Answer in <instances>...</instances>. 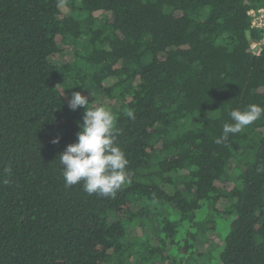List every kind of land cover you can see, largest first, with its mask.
Returning <instances> with one entry per match:
<instances>
[{"label":"trees","instance_id":"trees-1","mask_svg":"<svg viewBox=\"0 0 264 264\" xmlns=\"http://www.w3.org/2000/svg\"><path fill=\"white\" fill-rule=\"evenodd\" d=\"M263 5L0 0V264H264V116L214 142L264 106ZM76 91L115 116V198L65 187Z\"/></svg>","mask_w":264,"mask_h":264},{"label":"clouds","instance_id":"clouds-1","mask_svg":"<svg viewBox=\"0 0 264 264\" xmlns=\"http://www.w3.org/2000/svg\"><path fill=\"white\" fill-rule=\"evenodd\" d=\"M68 106L74 111L83 108L84 114L76 142L68 144L58 157L65 187L82 183L83 190L89 195L115 198L122 187L131 183L126 171L129 161L117 143L115 116L103 105L91 106L89 95L81 91L72 93ZM126 114L135 119L132 111L129 110ZM262 116V105L250 104L243 110H232L230 117L234 123H225L223 135L214 142L223 143L229 134L242 132ZM58 141L59 138L53 142ZM6 171L10 173L11 169Z\"/></svg>","mask_w":264,"mask_h":264},{"label":"built area","instance_id":"built-area-1","mask_svg":"<svg viewBox=\"0 0 264 264\" xmlns=\"http://www.w3.org/2000/svg\"><path fill=\"white\" fill-rule=\"evenodd\" d=\"M249 15L251 16L252 27L255 29H259L263 33L261 39L253 40L251 42L252 51L258 54L261 52L262 46L264 45V5L259 8H252L249 11Z\"/></svg>","mask_w":264,"mask_h":264},{"label":"rangeland","instance_id":"rangeland-1","mask_svg":"<svg viewBox=\"0 0 264 264\" xmlns=\"http://www.w3.org/2000/svg\"><path fill=\"white\" fill-rule=\"evenodd\" d=\"M82 43H83V39L81 38V39H80V46L82 45ZM89 89H90L91 93H93V94H95V93L98 92V89H97L96 85H95L94 83H92V82L90 83V87H89ZM148 234H149V235L152 234L150 230H148ZM199 261H200L201 263H204V261H205V257H201V258L199 259Z\"/></svg>","mask_w":264,"mask_h":264}]
</instances>
